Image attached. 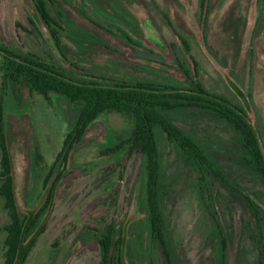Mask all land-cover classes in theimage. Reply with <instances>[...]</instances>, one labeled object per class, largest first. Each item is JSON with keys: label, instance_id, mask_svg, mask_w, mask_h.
<instances>
[{"label": "rangeland", "instance_id": "rangeland-1", "mask_svg": "<svg viewBox=\"0 0 264 264\" xmlns=\"http://www.w3.org/2000/svg\"><path fill=\"white\" fill-rule=\"evenodd\" d=\"M45 5L57 25L61 53L52 47L51 29L30 0H0V44L32 54L76 80L146 81L185 89L197 81L247 111L264 150V0H45ZM0 109L25 226L37 210L19 250L21 257L34 241L23 264H100L98 239L108 224L115 227L114 238L121 239V251L111 248L106 264L220 263L219 233L197 195L199 173L163 133L156 136L169 261L150 243L143 158L99 153L130 134L127 116L99 115L67 160L50 170L79 108L59 95L46 100L26 87L13 94L9 85H1L0 72ZM165 116L207 149L223 175L258 206L264 221V185L241 165L228 125L196 107H179ZM201 185L225 238V264H256L250 234L259 236L247 202L208 177ZM45 188H51L50 196ZM6 222L0 198V264Z\"/></svg>", "mask_w": 264, "mask_h": 264}, {"label": "trees", "instance_id": "trees-1", "mask_svg": "<svg viewBox=\"0 0 264 264\" xmlns=\"http://www.w3.org/2000/svg\"><path fill=\"white\" fill-rule=\"evenodd\" d=\"M30 1L40 20L51 29L52 47L61 53L57 33L53 28L57 25L46 9L45 0ZM149 28L148 31L154 35V31ZM0 58L1 85L4 88L9 85L13 94L18 87H26L28 90L42 95L46 100L49 94H55L63 97L70 105L79 108L76 119L65 134L62 147L56 154L50 170L54 168L56 163L67 160L73 145L83 138L87 128L99 115L116 112L127 116L132 121L130 134L113 145L100 150L99 153L101 155H115L124 152L127 157L138 154L143 158L144 200L150 243L155 242L166 260L169 261L165 225L160 211L163 182L156 136V132L160 131L165 135L167 142L173 144L181 154L185 164L189 168L196 169L199 173V182L196 186L198 199L215 225L222 244L219 264H225L223 249L225 238L219 222L207 203L211 196L201 185V181L205 177L210 178L211 183L219 184L225 191L233 193L247 202L252 210L259 236L250 234V238L256 241V264H264V244L262 242L264 221L258 206L241 192L234 182L223 175L219 164L201 143L174 126L165 116L166 112L179 107H196L207 110L224 121L235 135L234 141L241 154V165L255 174L264 185V150L260 143L259 133L249 122L247 111L243 107L233 104L223 96L207 92L197 81L192 82L193 86L188 89L172 85L158 87L146 81H135L130 84H101L94 81L73 79L59 68L41 61L32 54H19L1 44ZM45 190L50 196L51 188H45ZM0 198L3 200V208L8 218L3 226L5 232L3 264H23L34 241L29 244L28 250L21 257L19 250L23 242L25 228L27 227L26 229L29 230L33 227L37 210L33 212L30 224L25 226L24 219L19 216L11 159L4 137L1 109ZM48 199L47 197L46 200ZM101 231V237L98 239L102 254L100 264H106L111 248H117L121 251V239L114 238L116 230L113 224H108Z\"/></svg>", "mask_w": 264, "mask_h": 264}, {"label": "flooded vegetation", "instance_id": "flooded-vegetation-1", "mask_svg": "<svg viewBox=\"0 0 264 264\" xmlns=\"http://www.w3.org/2000/svg\"><path fill=\"white\" fill-rule=\"evenodd\" d=\"M149 29H150V28H149ZM150 30H151V29H150ZM154 36L157 37L156 33H154ZM183 42H184V40H183ZM183 42H182V43H183ZM5 213H6V212H5ZM6 216H7V215H6ZM7 220H8V218H7Z\"/></svg>", "mask_w": 264, "mask_h": 264}, {"label": "water", "instance_id": "water-1", "mask_svg": "<svg viewBox=\"0 0 264 264\" xmlns=\"http://www.w3.org/2000/svg\"><path fill=\"white\" fill-rule=\"evenodd\" d=\"M147 28H148V27H147ZM233 89H234V90H237V88H236V87H233Z\"/></svg>", "mask_w": 264, "mask_h": 264}]
</instances>
